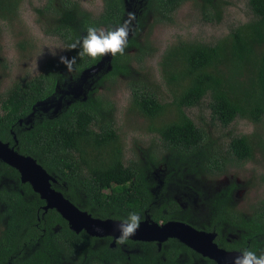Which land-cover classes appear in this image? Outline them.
<instances>
[{"label": "trees", "instance_id": "1", "mask_svg": "<svg viewBox=\"0 0 264 264\" xmlns=\"http://www.w3.org/2000/svg\"><path fill=\"white\" fill-rule=\"evenodd\" d=\"M21 2L0 0V18L12 19ZM189 2L195 3L202 22L222 23L224 0H143L139 14L131 11V0H103V10L97 16L76 0H48L37 9L40 21L47 35L66 45L69 58L78 49L68 45L89 26L116 27L131 13L132 35L124 54L109 55L107 67L87 80L86 94L65 97L57 112L38 105L53 97L67 77L78 78L93 70L105 56L77 57L68 68L51 60L39 75L16 83L0 100V139L12 146L18 141L16 148L21 154L33 157L56 178L53 187L94 218L121 220L129 211H138L142 221L185 222L215 232V241L223 249H251L259 254L264 251V199L253 204L248 213L240 211L233 200L232 184L210 203L208 219L197 220L181 209L166 189L155 191L157 185L148 178L151 164L164 162L166 154L191 165L192 174L221 176L238 162L254 160L264 148L257 132L232 137L225 150L215 147L212 136L184 111L200 107L210 97L211 119L225 128L238 118L262 122L264 0H249L254 18L215 43L179 42L164 51L159 64L173 98L171 104L164 103V95L149 74L133 72V65L142 66L157 53L151 40L154 29L173 24L175 13ZM147 25L148 31L141 37ZM122 77L128 78L132 92L130 112L153 122L161 120L156 131L165 145L163 155L153 146L150 160L124 161L116 104L102 92H109ZM166 117L168 120L163 119ZM4 176L13 180L17 189L0 187V200L6 204L0 216L1 220L6 217L5 225L0 224V264H216L176 239L165 242L161 250L155 242L127 239L124 243L131 252L125 253L120 243L111 246L112 238L77 234L56 210L44 211L45 201L29 184L21 183L16 169L0 162V183Z\"/></svg>", "mask_w": 264, "mask_h": 264}, {"label": "rangeland", "instance_id": "2", "mask_svg": "<svg viewBox=\"0 0 264 264\" xmlns=\"http://www.w3.org/2000/svg\"><path fill=\"white\" fill-rule=\"evenodd\" d=\"M76 1L96 16L103 10V0ZM224 1L225 16L219 25L202 22L199 12L194 8L195 3L189 2L175 13L173 24L159 25L154 29L151 40L157 53L153 58L147 59L142 66L133 65V72L136 75L141 73L140 76L149 74L153 84L157 86L156 89H160L164 95V103L173 102L159 64L168 47L179 42L213 44L233 28L254 18L248 5L249 0ZM47 2L48 0H22L17 15L10 20L0 18V100L5 98L16 83L39 75L51 60L60 61L61 55L66 57L69 55L66 45L58 37L47 35L44 23L40 21L37 9L43 8ZM131 2L130 6H133L131 11L139 14L143 0ZM145 27L141 37L148 31V25ZM131 35L132 33L129 37ZM108 58L109 55L106 54L101 64L78 78L67 77L63 86L57 88L56 94L49 100L40 102L38 106L57 112L61 109L65 97L84 96L85 88L88 86L87 80L107 67ZM128 81V78L122 77L118 80V85H114L109 92L101 89L116 104V129L124 149L126 163L131 160L149 159L151 152L154 151L153 146L158 154L163 155L165 152V145L156 131L161 120L153 122L140 114L130 112L132 92ZM209 103L210 97H206L200 107L185 108L184 111L207 135L212 136L215 147L221 146L225 150L232 137L242 134L254 135L257 132L264 140V119L261 123L254 124L238 118L225 128L217 121H212ZM163 119L168 120L167 117ZM164 157V162L157 166L151 164V170L148 171V178L157 185L154 190L163 192V189H166L167 194L177 201L181 209L190 212L197 220L208 219L210 203L232 184L235 185L233 200L240 211L248 213L253 204L264 199V148L258 150L254 160L238 162L221 176L192 174L191 165L182 164L167 154ZM0 187L9 191L17 189L15 182L7 176L2 178ZM5 205V202L0 200V216H3ZM5 222L6 217H2L0 224L3 226ZM121 246L125 253L131 252L126 243Z\"/></svg>", "mask_w": 264, "mask_h": 264}, {"label": "water", "instance_id": "3", "mask_svg": "<svg viewBox=\"0 0 264 264\" xmlns=\"http://www.w3.org/2000/svg\"><path fill=\"white\" fill-rule=\"evenodd\" d=\"M17 144L18 141L12 146L0 139V162L19 172L21 183L29 184L33 191L45 201L44 211L56 210L69 223V228L77 234L85 232L91 237L112 238L111 246L115 247L120 220L94 218L88 212L81 210L53 187V184L57 182L56 178L33 157L21 154L16 148ZM216 238L215 232L198 230L185 222L169 221L160 224L146 219L129 239L138 242H155L160 250L165 242L176 239L216 264H232L233 257L240 251L221 248L216 243Z\"/></svg>", "mask_w": 264, "mask_h": 264}, {"label": "clouds", "instance_id": "4", "mask_svg": "<svg viewBox=\"0 0 264 264\" xmlns=\"http://www.w3.org/2000/svg\"><path fill=\"white\" fill-rule=\"evenodd\" d=\"M132 18L130 13L129 19L116 27L107 29L89 26L84 35L68 45L69 48L78 49L76 55L70 58L61 55V63L68 68L75 63L77 57L97 58L106 54L111 56L123 55L132 31ZM142 219V215L138 211H129L126 216L122 217L118 224L119 235L115 238L116 242L123 244L132 237L139 229ZM232 264H264V251L258 254L251 249H243L233 257Z\"/></svg>", "mask_w": 264, "mask_h": 264}]
</instances>
